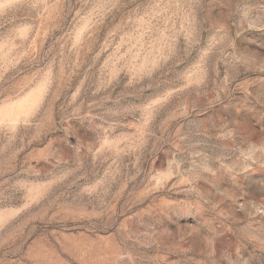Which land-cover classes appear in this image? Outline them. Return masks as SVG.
Returning <instances> with one entry per match:
<instances>
[{
	"label": "rangeland",
	"instance_id": "obj_1",
	"mask_svg": "<svg viewBox=\"0 0 264 264\" xmlns=\"http://www.w3.org/2000/svg\"><path fill=\"white\" fill-rule=\"evenodd\" d=\"M0 264H264V0H0Z\"/></svg>",
	"mask_w": 264,
	"mask_h": 264
}]
</instances>
